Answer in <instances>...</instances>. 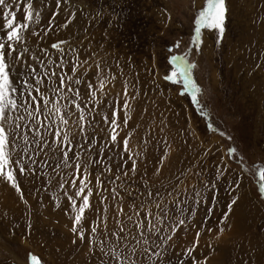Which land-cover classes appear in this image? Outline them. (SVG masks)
<instances>
[{"label":"rangeland","instance_id":"1","mask_svg":"<svg viewBox=\"0 0 264 264\" xmlns=\"http://www.w3.org/2000/svg\"><path fill=\"white\" fill-rule=\"evenodd\" d=\"M206 2L31 0L26 62L12 56L28 104L6 124L18 187L0 176V264H264V0H226L223 37L198 42ZM174 56L195 100L165 78Z\"/></svg>","mask_w":264,"mask_h":264},{"label":"snow or ice","instance_id":"2","mask_svg":"<svg viewBox=\"0 0 264 264\" xmlns=\"http://www.w3.org/2000/svg\"><path fill=\"white\" fill-rule=\"evenodd\" d=\"M13 5H17V0H0V6L4 9H7L2 13L4 20L6 21V28L8 31L5 34V37H0V176H3L8 182L12 183L13 187H18L16 183V176L13 174L10 168L6 167L11 163L10 157L6 149L9 146L10 140L9 136L11 134L10 126L6 128V124L9 123L10 117L8 115L9 112H13L17 110L19 107L23 105H27L28 101L25 100L23 95H21L20 99L22 104H18L14 94L18 91V89L14 86V82L12 79V70L14 68V62L12 61L13 54L16 55V63H25V54L29 52L27 47H18L25 42L24 33L30 27V22L33 20V4L31 0L27 3V9L24 11L23 20L25 22H18L17 11L14 10ZM227 6L226 0H207L206 6L200 12L199 17L196 19V36L197 41L200 40L201 30L202 29H211L218 32L220 37H223L225 32V22L227 19ZM67 27V25H65ZM63 43V42H62ZM53 48H60V44L53 43L51 45ZM179 44H177V47ZM35 59V57H33ZM172 63L176 65V70L172 72L171 76H166V79L176 80L177 77H183V82L187 87L192 88L193 90V99H196V92L198 89L193 84L190 76H189V66L185 63L184 57L174 56L172 58ZM32 72L36 70L31 68ZM52 75H57L56 73H52ZM71 79V77H68ZM60 85L64 84V77H58ZM41 83V81H37V84ZM76 83L79 84L80 81L76 80ZM25 84L28 85L29 88H33L32 85H29L27 81ZM103 86V85H101ZM59 87V85H58ZM34 91L39 92L40 89L34 88ZM55 91V89H53ZM79 93L77 92V95ZM93 96L96 95L95 92L92 93ZM29 97L32 105H36V108H39V104L47 103V100L41 101L37 96H33L31 92H29ZM77 108H80L79 104L75 105ZM59 112V108L55 109ZM31 115V113H29ZM64 123H67L64 120ZM55 135V133H54ZM65 139L67 136L65 135ZM111 139L115 142L117 139V135L114 134L111 136ZM124 149L127 151L128 141L124 140ZM233 152L235 149L232 150ZM64 157H68V151L63 153ZM75 156V153H73ZM134 170V169H133ZM19 172L23 173L24 168L21 167ZM259 178L262 182H264V168L259 169ZM87 180V177H83L81 183L84 184L83 187H80L78 192L75 193L76 196H82L83 201L82 205L79 207L78 214L74 219V227L72 231L77 233L81 239L84 238V233L82 231L78 232L77 226L81 224V220L85 213V210L90 208L89 197L91 196V190L89 189L88 194L85 195V188H87V183L84 181ZM264 187V185H262ZM69 201H71L72 207H76V200L72 197H68ZM235 203V201H233ZM183 223V221H181ZM92 232L96 231V228L91 229ZM30 264H42L41 259L34 254L29 255Z\"/></svg>","mask_w":264,"mask_h":264},{"label":"water","instance_id":"3","mask_svg":"<svg viewBox=\"0 0 264 264\" xmlns=\"http://www.w3.org/2000/svg\"><path fill=\"white\" fill-rule=\"evenodd\" d=\"M168 49L170 50V49H171V47L169 46V47H168Z\"/></svg>","mask_w":264,"mask_h":264}]
</instances>
